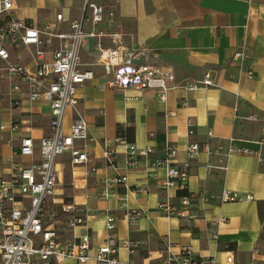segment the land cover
I'll return each instance as SVG.
<instances>
[{"label": "crops", "instance_id": "obj_1", "mask_svg": "<svg viewBox=\"0 0 264 264\" xmlns=\"http://www.w3.org/2000/svg\"><path fill=\"white\" fill-rule=\"evenodd\" d=\"M14 1L16 13L39 26L52 20L57 12L63 13L67 25L80 16L84 2ZM92 1L113 9L115 21L131 34L126 38L128 43L146 48L155 63L173 70L178 82L201 79L209 71L215 84L195 91L180 86L169 92L166 102L159 100L153 89L119 88L110 83L112 72H107L99 62L96 40L89 39L80 51L82 68L92 70L94 76L78 88L77 111L88 124L91 155L88 164L73 163L69 152L57 156L58 184L47 202L48 222L60 231L63 242L71 243L83 227H67L61 204H87L92 254L107 235L105 215L110 212L116 217L120 242L126 238L141 241L132 254L120 246L118 256L122 260L132 259L138 264L159 260L166 255L170 243L173 252L188 245L196 256L214 257L222 264H230L228 258L234 264H264V162L250 155L226 154L229 143L255 146L254 141L264 135L262 120L246 118L251 114L264 117V0ZM241 47L248 53V59L242 63L234 57ZM12 55L27 65L33 63L27 52L13 51ZM251 63L253 73L249 75ZM25 87L19 92L11 91L5 82L0 85V125L11 120L19 123L16 132L0 128V176L9 175L14 160L29 163L39 159L38 151L33 158L13 154L22 136H31L38 143L51 132L49 104L43 100L30 102ZM10 96L22 98L21 104L11 106ZM182 100L187 104L182 105ZM77 111L66 110V129ZM189 117L196 123L191 135L187 127ZM209 130L213 136L208 135ZM122 133L138 147H153L150 155L138 157L136 165L127 170L123 168L126 154L122 146L118 147L114 165L106 162L103 153V139ZM231 137H235L233 142L229 141ZM190 142H208L212 153L202 151L188 160ZM166 143L177 147L178 164H189L185 192L220 193L226 187L241 199H213L207 204L198 200L192 208L195 217L191 219L162 215L157 204L166 199L178 202L184 192L177 188L166 190L160 185L165 170L156 166L153 159L163 155ZM88 165L95 166L96 171L89 172ZM118 174L127 176L128 187L114 185L112 190L118 194L107 200L98 198L103 180ZM121 194L127 196L131 207L144 210L133 226L127 222ZM249 194L252 199L245 197ZM217 214L227 219L218 228L219 238L214 239L216 228L210 220ZM86 264L96 262L90 260Z\"/></svg>", "mask_w": 264, "mask_h": 264}, {"label": "built area", "instance_id": "obj_2", "mask_svg": "<svg viewBox=\"0 0 264 264\" xmlns=\"http://www.w3.org/2000/svg\"><path fill=\"white\" fill-rule=\"evenodd\" d=\"M115 15L113 9H107L103 4L84 0L80 16L67 25L64 24L63 13L57 12L52 20L39 26L16 13L14 0H0V85L5 82L11 91L19 92L26 86V98L30 102L46 101L51 115L49 135L42 137L38 143L31 136H22L18 149L13 150L14 155L31 158L38 151L39 159L29 163L14 160L11 162L9 175L0 176V264H65L70 259L79 264H86L90 260H94L96 264H138L132 259L119 258L120 246L126 247L132 254L141 241L126 238L120 242L116 233V217L110 212L105 215L107 235L95 254L91 253L92 238L87 226L89 205L82 206L75 202L61 204L67 227H83V232L71 243L63 242L60 231L47 220V202L55 194L58 184L57 156L69 152L73 163L88 164L91 155L88 124L85 117L77 111V105L79 86L93 78L94 73L82 68L81 47L89 39H95L100 52L99 62L107 72L113 74L110 80L112 85L122 89H153L162 102L167 101L172 89L182 86L195 91L212 86L215 81L207 71L201 79L178 82L173 70L164 69L155 63L146 48L128 43L126 38L131 37V34L125 32L121 24L115 21ZM13 51L27 52L33 60L32 65L15 59ZM234 57L241 60V63L247 60L246 48L241 47ZM248 73H253L252 63ZM9 101L11 106H18L22 98L10 96ZM181 103L186 105L187 101L182 100ZM68 108L77 112L66 129L64 117ZM172 114L174 113L171 112ZM246 118L251 121L262 120L264 123V117L256 114ZM187 127L188 133L194 134L196 123L193 118L187 119ZM0 128H10L12 132H16L19 123L11 120L8 124H1ZM262 130L264 132V125ZM208 135L213 136L212 130L208 131ZM234 140L235 137H231L229 141ZM254 142L255 146H235L234 143H229L226 154L250 155L264 162V135ZM119 146L125 150L123 168L126 170L136 165L138 157L148 156L153 152L152 146L138 147L125 135L118 134L112 139H103V153L108 164H115ZM177 151L175 145L166 143L163 155L153 159L156 166L165 170L160 185L166 190H187L188 187L189 164L176 162ZM202 151L212 153L211 145L208 142L203 145L190 142L186 151L188 160L197 157ZM115 168L118 167L115 165ZM88 171H96V167L88 165ZM118 184L128 187L127 176L118 174L105 178L97 197L107 200L118 194L112 190ZM86 196L90 197V194ZM245 197L253 198L250 194ZM119 199L126 210L128 224L135 225L144 215V210L131 207L125 194H121ZM213 199L230 202L241 197L226 187L220 193L187 191L179 197L178 202L166 199L159 202L157 208L169 218L177 216L191 219L195 217L192 208L196 201L207 204ZM226 219L223 214H217L210 220L211 226L216 228L212 234L214 239L219 238L218 228ZM228 261L234 264L232 258H228ZM143 264L222 263L214 257L196 256L193 248L188 245L173 252L172 245L168 243L164 257Z\"/></svg>", "mask_w": 264, "mask_h": 264}, {"label": "trees", "instance_id": "obj_3", "mask_svg": "<svg viewBox=\"0 0 264 264\" xmlns=\"http://www.w3.org/2000/svg\"><path fill=\"white\" fill-rule=\"evenodd\" d=\"M120 135H125L127 138H128V136L126 135V134H124V133H122V134H120ZM129 139V138H128ZM130 140V139H129ZM186 192H185V190H184V192L182 191V193H180V195H183V194H185Z\"/></svg>", "mask_w": 264, "mask_h": 264}, {"label": "rangeland", "instance_id": "obj_4", "mask_svg": "<svg viewBox=\"0 0 264 264\" xmlns=\"http://www.w3.org/2000/svg\"><path fill=\"white\" fill-rule=\"evenodd\" d=\"M69 262H67L66 264H68ZM74 264H79V263H77V262H74Z\"/></svg>", "mask_w": 264, "mask_h": 264}]
</instances>
